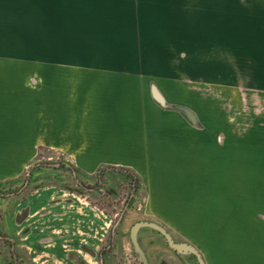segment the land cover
Segmentation results:
<instances>
[{
  "label": "rangeland",
  "instance_id": "obj_1",
  "mask_svg": "<svg viewBox=\"0 0 264 264\" xmlns=\"http://www.w3.org/2000/svg\"><path fill=\"white\" fill-rule=\"evenodd\" d=\"M144 1L0 0V78L14 89L0 160L24 162L0 182V264H99L93 255L114 237L112 264H138L129 229L141 220L196 246L206 264H264V0ZM60 70L91 86L93 116L58 126L23 88ZM181 104L212 130L183 126ZM177 155L174 173L164 160ZM138 236L173 256L157 230Z\"/></svg>",
  "mask_w": 264,
  "mask_h": 264
},
{
  "label": "crops",
  "instance_id": "obj_2",
  "mask_svg": "<svg viewBox=\"0 0 264 264\" xmlns=\"http://www.w3.org/2000/svg\"><path fill=\"white\" fill-rule=\"evenodd\" d=\"M146 1H144L143 4H156V3H158V4H166V3L169 4V3H173V1H170V0L169 1H167V0H146ZM218 2H219V4H221V0H218ZM140 3H142V2H140ZM42 67H44V66H40V68H42ZM42 69L44 70L45 68H42ZM60 71L61 72L58 74V76L55 74L56 76L50 78V82L47 84L44 83V81H45L44 73L45 72H43V75H41V73L36 72V76L31 77L29 79V82L25 85L26 88L24 86H23V88L26 90L27 93L29 92V94L34 93V91H33L34 89L36 90L35 94L38 93L37 96L41 97V101H42L44 107H46L45 110L49 111L48 115L52 114V116L53 115L58 116V126L62 122V121L61 122L59 121V119L60 118L62 119V117L77 116V115H79V116L80 115H82V116L83 115L84 116H86V115L93 116V112H94V109H92L93 108V105H92L93 93L91 92V86L88 85L87 82H84L83 84H81L80 89H78L77 81H76V83H73V81L76 80L77 78L74 77V79L72 80L71 79L72 78L71 73H68V71H65V70H64L65 71L64 73L62 70H60ZM75 84H76V86H75ZM46 85H47V87H46ZM50 85L52 86V88H48ZM87 85L90 86L89 89L87 88ZM39 89H42L41 95H40ZM13 91H14V89L12 88V83L7 82L6 79L3 80L2 78H0V116H7V111H9V113L12 112L10 110H13V99H12V92ZM28 100L30 103L40 101L38 99L35 100L32 98L28 99ZM100 100H101V96H100V98L97 99V101H100ZM84 105L89 108L88 114H87V111H85L86 107L84 109L85 112L83 114L82 113L80 114V111L82 110ZM181 105L188 107L189 109H191L194 112V110L192 108H190L188 105H185V104H181ZM33 110L35 111V109H33ZM34 111H31L30 113H28V115L34 116V115L40 114V112L35 114ZM97 114L100 115L99 113H97ZM194 114H195L196 119H197L196 124H192L188 120V118L183 113L180 112V118L182 120H184L185 122H187V123H184L183 126H186L189 128V127H191L190 126V123H191L192 125H194L197 128L198 131L202 132L203 134L206 132H210L212 130L210 128V126H208V127L201 126L198 123L199 119H198L197 114L195 112H194ZM207 116H210V115H207ZM106 124H107V122H106ZM73 125L76 126V124H73ZM69 126H72V124L69 123ZM79 126H80V128L78 129V131H80V129L84 128L83 130L84 131L86 130L90 134H92L96 130H97V132L99 131L102 133L105 131V128L108 131V128L105 127V125H101V128H95V130H94V127L92 126V123L91 124L81 123V125H79ZM8 129L9 128L6 126V123H0V133L1 132H7ZM183 129L185 130L187 128H183ZM183 132L184 131H182V133ZM3 144H4V142H2L0 140V146H2ZM37 147L38 148H44L45 146L43 144H37ZM179 149L183 150L181 146H179ZM183 158H184L183 155H177V156H175V158L174 157H172V158L166 157V159L164 158L165 159L164 164L166 167L171 166L173 170H171V169L170 170L172 172L178 173L179 169H177V168L175 169L173 162L178 163L179 161H182ZM145 160H146V162H145L146 165L147 164H148V166L155 165L153 163V161L150 160L149 158L145 159ZM22 164H24V162H21L20 159L17 161L16 160L13 161L11 159L0 160V182L1 181H9L10 182V181H14V180L18 179L22 175V173H23L22 171H24L22 168ZM157 164L158 163H156V165ZM179 176H181V174ZM143 178L145 179V177H143ZM13 195H11V196H13ZM151 222H154V221H151ZM5 223H6V229H9V227L7 225L8 221L6 220ZM155 223H157V222H155ZM143 228H151V227H142L139 229V232ZM151 229H153V228H151ZM154 230H156V229H154ZM139 232H138V235H139ZM169 234L174 238L173 234H171V233H169ZM181 242H186V241H181ZM198 251L200 252L199 249H198ZM200 254H201V252H200ZM183 255L188 256V264H189L190 260H192V259L197 261V258L193 254H183ZM27 258L28 257L24 256V260L28 261L29 258L28 259Z\"/></svg>",
  "mask_w": 264,
  "mask_h": 264
},
{
  "label": "flooded vegetation",
  "instance_id": "obj_3",
  "mask_svg": "<svg viewBox=\"0 0 264 264\" xmlns=\"http://www.w3.org/2000/svg\"><path fill=\"white\" fill-rule=\"evenodd\" d=\"M27 178L25 179L24 181V188H27L29 187L30 185H32V176H33V173L32 172H28L26 174ZM36 180L39 182L43 181L44 179L43 178H39V177H36ZM92 207V206H91ZM90 211H92L90 209ZM29 216V215H28ZM121 225V221L120 219L115 223V225L113 226V233H116L119 231V226ZM131 228V227H130ZM116 230V232L114 231ZM154 230V229H152ZM156 231V230H155ZM31 230H27L26 231V234L30 233ZM139 232V231H138ZM159 234H161L159 231H157ZM119 234V232H118ZM162 235V234H161ZM163 238L165 239L167 245H168V242L166 240V238L164 237V235H162ZM117 238V237H116ZM116 238L114 237L111 242L107 243L106 245H102L99 250L97 252H95V255H93V258H96L98 260V263L99 264H112V262L114 263V259H113V256L111 257L110 256V253L111 252H114V249L116 248V246H120V243L121 241L120 240H116ZM173 238V237H172ZM137 239H138V243L140 245V247L142 248L143 252H144V255L146 257V264H188V256L186 255H183V254H180L178 253L176 250H174L173 248H171L169 245V247L171 248V250L173 251V256L169 259L168 258H165L163 256H161L159 253H157L156 251H150V249H148V247H151L154 245V242L152 239L150 238H146V239H139V236L137 234ZM46 240V238L44 239ZM129 240L131 242V247L133 249V257L134 259L137 258L139 259V263L138 264H145L144 261L142 260V258L140 257V255L135 251V248H134V245L131 241V238H130V229H129ZM174 241L176 242H181V240H177L175 238H173ZM44 242V241H42ZM28 248V247H27ZM84 250L88 249L89 247L87 246H83ZM86 248V249H85ZM91 248H89L90 250ZM92 250V249H91ZM87 251V250H86ZM92 252V251H91ZM88 254L91 255L90 251H88ZM70 258H73L74 260L76 258L80 259V256L78 254L77 251H74L73 253H71L69 255ZM29 258V257H28ZM27 258V259H28ZM84 260L85 261V264H90L88 263V261L84 258H81V260ZM133 259V258H132ZM131 259V260H132ZM29 260H33V258H29ZM123 260V259H121ZM46 264H53L52 262H47Z\"/></svg>",
  "mask_w": 264,
  "mask_h": 264
},
{
  "label": "water",
  "instance_id": "obj_4",
  "mask_svg": "<svg viewBox=\"0 0 264 264\" xmlns=\"http://www.w3.org/2000/svg\"><path fill=\"white\" fill-rule=\"evenodd\" d=\"M151 93H152V96L156 102H158L162 106H167V103H166L164 97L162 96V94L160 93V91L158 90V88L155 85H152ZM172 107L174 109L178 110L179 112L183 113L192 124L197 123V119H196L194 112L191 109H189L188 107H186L184 105H172ZM27 211L28 210L24 209L22 211V216H25L27 214ZM142 227H151L153 229L158 230L162 235H164V237L166 238V240L168 242V245L171 248H173L174 250H176L178 253L193 254L197 258V261L199 264H206L202 255L200 254V252L198 251V249L194 245H192L188 242H176L173 240L172 236L168 233V231L164 227H162L161 225H159L155 222H151V221H147V220H141V221L135 222L131 226L130 238H131V241L134 245L135 251L140 255V257L142 258V260L144 261L145 264H146V257L144 255V252H143L142 248L140 247V245L138 243V239H137L138 231Z\"/></svg>",
  "mask_w": 264,
  "mask_h": 264
}]
</instances>
